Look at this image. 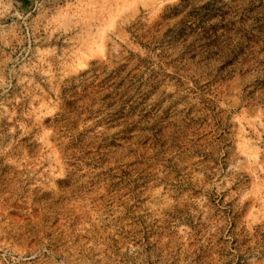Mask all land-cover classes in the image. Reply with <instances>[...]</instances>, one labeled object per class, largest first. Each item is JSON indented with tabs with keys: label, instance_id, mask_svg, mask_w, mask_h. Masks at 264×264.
<instances>
[{
	"label": "rangeland",
	"instance_id": "1",
	"mask_svg": "<svg viewBox=\"0 0 264 264\" xmlns=\"http://www.w3.org/2000/svg\"><path fill=\"white\" fill-rule=\"evenodd\" d=\"M0 264H264V0H0Z\"/></svg>",
	"mask_w": 264,
	"mask_h": 264
}]
</instances>
